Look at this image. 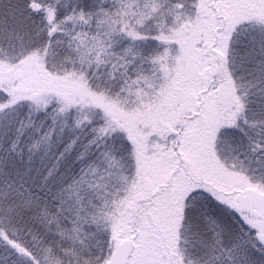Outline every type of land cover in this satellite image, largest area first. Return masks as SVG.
Segmentation results:
<instances>
[{
	"label": "snow or ice",
	"instance_id": "snow-or-ice-1",
	"mask_svg": "<svg viewBox=\"0 0 264 264\" xmlns=\"http://www.w3.org/2000/svg\"><path fill=\"white\" fill-rule=\"evenodd\" d=\"M0 264H264V0H0Z\"/></svg>",
	"mask_w": 264,
	"mask_h": 264
}]
</instances>
